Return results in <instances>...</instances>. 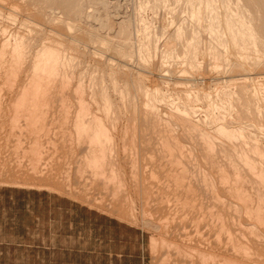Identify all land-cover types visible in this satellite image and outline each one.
Here are the masks:
<instances>
[{
  "label": "rangeland",
  "instance_id": "obj_1",
  "mask_svg": "<svg viewBox=\"0 0 264 264\" xmlns=\"http://www.w3.org/2000/svg\"><path fill=\"white\" fill-rule=\"evenodd\" d=\"M209 1L0 0V264H264V0Z\"/></svg>",
  "mask_w": 264,
  "mask_h": 264
},
{
  "label": "bare ground",
  "instance_id": "obj_2",
  "mask_svg": "<svg viewBox=\"0 0 264 264\" xmlns=\"http://www.w3.org/2000/svg\"><path fill=\"white\" fill-rule=\"evenodd\" d=\"M187 1H188V0H187ZM210 1H211V0H210ZM210 1H209V2H210ZM188 3H189V2H188ZM208 4H209V3H208ZM158 5H159V4H158ZM198 5H199V4H198ZM202 5H203V4H202ZM205 5H206V4H205ZM148 6H149V5H148ZM199 6H201V4H200ZM206 6H207V5H206ZM215 6H216V4H215ZM196 8H197V7H196ZM207 8H208V7H207ZM213 8H214V7H213ZM217 8H218V7H217ZM217 8H216V9H217ZM202 9H204V6H203ZM197 10H198V9H197ZM210 10H211V9H210ZM217 11H218V10H217ZM202 12H203V10H202ZM202 12H201V14H202ZM207 12H209V11H207ZM218 12H219V11H218ZM210 13H211V12H210ZM212 13H214V12H212ZM199 14H200V13H199ZM204 16H205V15H204ZM208 19H210V18H208ZM225 20H226V19H225ZM210 23H211V22H210ZM216 24H217V23H216ZM231 24H232V25H231ZM226 25L228 26L229 29H232V28H233V23H231L229 20L226 21ZM145 26H146V25H145ZM211 27H212V26H211ZM206 29H207V28H206ZM214 32H215V31H214ZM229 33H230V32H229ZM220 44H221V43H220ZM46 58L49 59V57H46ZM48 59H45V60H46V61H49ZM37 62H38V60H37ZM37 62H36V63H37ZM41 64H42V63H41ZM41 64H40V65H41ZM43 64H44V61H43ZM42 66H43V65H42ZM36 67H37V65H36ZM49 67H50V66H49ZM43 72H44V71H43ZM41 77H42V76H41ZM41 77H40V80H41ZM42 78H43V77H42ZM153 109H154V108H153ZM154 110H155V109H154ZM157 113H158V112H157ZM152 114H153V111H152ZM154 114H155V113H154ZM182 115H183V114H182ZM187 117H188V116H187ZM220 121H221V120H220ZM156 123H157V121H156ZM181 124H182V123H181ZM169 126H170V125H169ZM216 126H217V125H216ZM219 126H220V124H219ZM188 127H189V126H188ZM220 127H221V126H220ZM222 127H223V126H222ZM194 128H195V127H194ZM224 128H225V127H223V129H224ZM213 129H215V128H213ZM226 129H227V128H226ZM226 129H225V130H226ZM151 130H152V129H151ZM196 130H197V129H196ZM226 131H227V130H226ZM150 132H151V131H150ZM162 134H163V133H162ZM246 161H247V160H246ZM176 172H177V171H176ZM256 173H258V172H256ZM173 174H174V173H173ZM173 174H172V175H173ZM177 174H178V173H177ZM175 177H176V176H175ZM175 177H174V178H175ZM177 177H178V176H177ZM167 179H168V178H167ZM175 179H177V178H175ZM178 179H179V178H178ZM181 179H182V178H181ZM181 179H180V180H181ZM184 179H185V178H184ZM165 181H166V180H165ZM170 181H171V180H170ZM175 184H176V183H175ZM175 184H174V185H175ZM177 184H178V183H177ZM183 185H184V183H183ZM175 186H176V185H175ZM175 186H174V187H175ZM180 186H181V185H180ZM189 186H191V185H189ZM181 187H182V186H181ZM179 188H180V187H179ZM184 188H185V187H184ZM186 188H187V187H186ZM194 188H195V186H194ZM178 190H179V189H178ZM179 196H180V195H179ZM188 196H189V195H188ZM188 196H187V197H188ZM191 197H192V196H191ZM248 197H249V196H248ZM249 198H250V197H249ZM248 202H249V201H248ZM184 203H185V202H184ZM184 203H183V204H184ZM249 204H250V203H249ZM249 206H250V205H249ZM250 208H251V207H250ZM263 222H264V221H263Z\"/></svg>",
  "mask_w": 264,
  "mask_h": 264
}]
</instances>
